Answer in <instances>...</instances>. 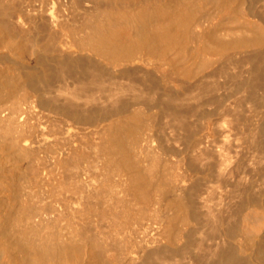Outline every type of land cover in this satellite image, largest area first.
<instances>
[{
	"label": "bare ground",
	"instance_id": "obj_1",
	"mask_svg": "<svg viewBox=\"0 0 264 264\" xmlns=\"http://www.w3.org/2000/svg\"><path fill=\"white\" fill-rule=\"evenodd\" d=\"M29 2L0 0V264H264V0Z\"/></svg>",
	"mask_w": 264,
	"mask_h": 264
},
{
	"label": "rangeland",
	"instance_id": "obj_2",
	"mask_svg": "<svg viewBox=\"0 0 264 264\" xmlns=\"http://www.w3.org/2000/svg\"><path fill=\"white\" fill-rule=\"evenodd\" d=\"M31 2H35V3H37V4H39V5H41V6H43V9H44V11H46L47 12V10H48V8H49V6H51L54 2L56 3V0H30ZM28 2H29V0H28ZM31 2H29L30 4H32ZM66 11H67V13L68 14H70V9H68V8H66L65 9ZM207 25L206 26V31L207 32H209V34H211V33H213V34H215L216 36H218V37H222L224 34H227V33H231V34H235V33H238L239 31H241V30H245L246 28H247V26H248V21H246L244 18H242V16H235V15H223V16H217V15H215V11L213 10V9H210V8H207V11L206 10H204L203 12H199L197 15H196V18H195V21H194V24H193V28L192 29H198V28H200L201 27V25ZM194 34V33H193ZM195 34L197 35V33L195 32ZM47 35V34H46ZM47 36H49V37H47L46 38V36H45V38H43V39H47L46 40V43H47V41H48V38L49 39H52L53 38V36L50 34H48ZM50 36L52 37V38H50ZM196 39H197V36L195 37ZM42 39V40H43ZM54 39V38H53ZM52 39V40H53ZM45 40H43V41H45ZM51 40V41H52ZM195 39H193L192 41L193 42H197V43H194V45L196 44H200V40H201V38L199 37L198 38V40H196V41H194ZM54 41V40H53ZM50 41H48V43H49ZM193 42H192V46H194L193 45ZM47 43V44H48ZM202 43V42H201ZM50 44H52L53 45V42H51ZM89 134H87V133ZM86 132H84V134H83V136H85V137H83L84 139H82V141L84 142V141H86V143H82V147L84 148V150H86V151H90L91 149H89V148H91V146L89 147V145L88 144H90V145H92V138H93V134L92 133H90V132H88V131H86ZM90 134H92V136L90 135ZM91 136L90 138H88L87 136ZM86 139H92L91 140V142L88 140H86ZM90 142V143H89ZM88 143V144H87ZM87 146H86V145ZM84 145V146H83ZM86 146V147H85ZM88 149V150H87ZM88 151V152H89ZM87 158V157H86ZM85 158V159H86ZM90 166V165H89ZM101 172L98 170V169H96V168H94V167H89L87 170H86V174L85 175H83L88 181L89 180H91V178L93 177V179H92V181L94 180V175H96V177L97 178H100L101 177V175L102 174H100ZM90 176V177H88V176ZM75 187H73V189L75 190H73L72 189V194H73V197H74V208H75V210L77 211V208H78V211H79V209H80V211L82 210L83 212H76L75 211V213H78V214H80V216H81V219H109V218H105V217H101V216H95V217H93V218H91V216H90V214H89V212H87L88 210H87V208H86V210L85 209H83V208H85L84 207V200H86L87 198H88V196L90 197V194H91V192L89 191V189H87V188H85L84 186V188L82 187L81 188V186H79V184L78 183H76V185H74ZM81 190V191H80ZM85 196V197H84ZM91 201H93L94 203L95 202H97V195H91ZM82 203V204H81ZM85 210V211H84ZM83 213V214H82ZM78 217L77 218H79L80 216L79 215H77ZM80 219V218H79ZM140 220V219H139ZM141 222V220L139 221V224H137L138 226H141L142 225V223H140ZM142 222H143V220H142ZM142 227V226H141ZM141 227H138V228H140L141 229ZM103 228H104V226H103ZM137 228V229H138ZM128 230V229H130V230H135V228L131 225V226H128V227H124V230ZM126 230V232L128 233V231ZM136 231V230H135ZM134 231V232H135ZM134 232H133V236H134Z\"/></svg>",
	"mask_w": 264,
	"mask_h": 264
}]
</instances>
